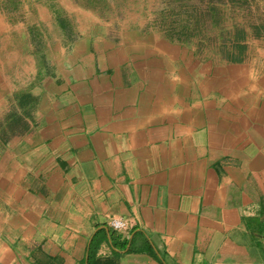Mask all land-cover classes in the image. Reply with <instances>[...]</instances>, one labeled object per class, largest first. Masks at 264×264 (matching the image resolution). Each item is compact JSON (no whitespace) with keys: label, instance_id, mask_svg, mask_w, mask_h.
I'll use <instances>...</instances> for the list:
<instances>
[{"label":"crops","instance_id":"1","mask_svg":"<svg viewBox=\"0 0 264 264\" xmlns=\"http://www.w3.org/2000/svg\"><path fill=\"white\" fill-rule=\"evenodd\" d=\"M53 54L0 140V264H264V63L96 32Z\"/></svg>","mask_w":264,"mask_h":264},{"label":"rangeland","instance_id":"2","mask_svg":"<svg viewBox=\"0 0 264 264\" xmlns=\"http://www.w3.org/2000/svg\"><path fill=\"white\" fill-rule=\"evenodd\" d=\"M93 32L157 37L204 63H264V0H0V140L26 130L55 49Z\"/></svg>","mask_w":264,"mask_h":264},{"label":"built area","instance_id":"3","mask_svg":"<svg viewBox=\"0 0 264 264\" xmlns=\"http://www.w3.org/2000/svg\"><path fill=\"white\" fill-rule=\"evenodd\" d=\"M109 225L118 232L124 231L127 229L126 223L121 220L112 219Z\"/></svg>","mask_w":264,"mask_h":264},{"label":"trees","instance_id":"4","mask_svg":"<svg viewBox=\"0 0 264 264\" xmlns=\"http://www.w3.org/2000/svg\"><path fill=\"white\" fill-rule=\"evenodd\" d=\"M226 56H227V59H228L229 62H239V61H242V57H239L236 54H230V53H228V54H226ZM124 244L125 243H123V245Z\"/></svg>","mask_w":264,"mask_h":264}]
</instances>
